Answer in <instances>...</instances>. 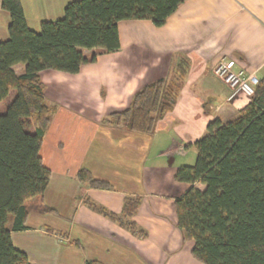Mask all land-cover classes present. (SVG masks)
<instances>
[{"label": "crops", "instance_id": "0c3cea01", "mask_svg": "<svg viewBox=\"0 0 264 264\" xmlns=\"http://www.w3.org/2000/svg\"><path fill=\"white\" fill-rule=\"evenodd\" d=\"M71 1L21 0L27 24L36 31L42 21L61 18ZM1 2L0 41L9 38L11 21ZM118 31L120 47L83 50L96 53L97 60L83 64L78 73L41 72L46 99L57 105L40 149L51 170L43 200L57 213L37 211L32 200L27 228L12 232L14 246L31 264H85L91 259L201 264L192 256L194 243L177 226L174 200L190 184L177 180L176 172L195 163V142L212 120L226 122L250 102L230 99L228 87L213 74L217 62L230 59L255 79L264 76V0H184L163 25L127 19L118 23ZM181 60L188 72L177 102L153 134L104 121L111 112L128 108L146 84L170 77ZM13 69L22 74L25 64ZM82 168L112 186L81 182ZM127 197L141 199L132 219L147 232L145 237L87 203L122 214Z\"/></svg>", "mask_w": 264, "mask_h": 264}, {"label": "trees", "instance_id": "16d2710c", "mask_svg": "<svg viewBox=\"0 0 264 264\" xmlns=\"http://www.w3.org/2000/svg\"><path fill=\"white\" fill-rule=\"evenodd\" d=\"M184 0H73L64 15L31 29L21 0H2L10 13L9 38L0 41V102L16 94L0 114V264H31L17 249L12 232L27 228L32 205L42 213H57L44 202L51 170L40 149L57 105L48 102L41 72L78 73L97 60L83 50L111 52L120 47L118 23L148 19L163 25ZM25 64L22 74L13 66ZM188 72L185 60L170 77L146 84L130 106L111 112L104 121L150 135L172 111ZM250 102L226 122L215 118L195 142L193 165H183L176 179L190 184L174 200L177 226L194 243L192 256L201 264H264V76L254 84ZM78 179L94 188L112 185L85 168ZM201 184L204 188L198 187ZM141 199L127 197L122 214L86 201L89 206L133 234L147 232L132 219ZM85 264H106L91 259Z\"/></svg>", "mask_w": 264, "mask_h": 264}, {"label": "built area", "instance_id": "2783aa9c", "mask_svg": "<svg viewBox=\"0 0 264 264\" xmlns=\"http://www.w3.org/2000/svg\"><path fill=\"white\" fill-rule=\"evenodd\" d=\"M212 71L228 87L230 99L250 98L253 95L255 91L254 84L258 79L248 74L235 61L223 58L217 62Z\"/></svg>", "mask_w": 264, "mask_h": 264}, {"label": "rangeland", "instance_id": "374dc122", "mask_svg": "<svg viewBox=\"0 0 264 264\" xmlns=\"http://www.w3.org/2000/svg\"><path fill=\"white\" fill-rule=\"evenodd\" d=\"M15 94H16V90H11V93L7 97V99H5V101L2 104H0V114L5 111L8 102L12 100V98L14 97ZM197 186L200 187V188L201 187L204 188V186L201 185V184H197Z\"/></svg>", "mask_w": 264, "mask_h": 264}]
</instances>
